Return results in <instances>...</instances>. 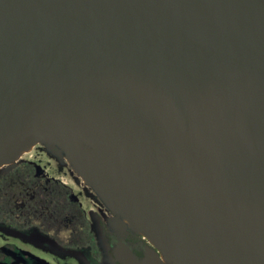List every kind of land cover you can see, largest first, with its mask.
<instances>
[{"label":"water","instance_id":"water-1","mask_svg":"<svg viewBox=\"0 0 264 264\" xmlns=\"http://www.w3.org/2000/svg\"><path fill=\"white\" fill-rule=\"evenodd\" d=\"M52 108L172 264H264V0H0V151L47 135L78 157Z\"/></svg>","mask_w":264,"mask_h":264},{"label":"rangeland","instance_id":"rangeland-1","mask_svg":"<svg viewBox=\"0 0 264 264\" xmlns=\"http://www.w3.org/2000/svg\"><path fill=\"white\" fill-rule=\"evenodd\" d=\"M37 141L26 154L21 155V159L17 154L0 157V173L18 162L31 161L46 177L71 187L97 238L103 255L102 264H118L110 252L104 227L107 226L123 243L127 239L142 240L145 229L137 223L130 224L127 221L130 214L113 206L99 187L87 181L83 171L69 160L67 149L47 135L40 136ZM86 154L88 157L91 153L88 151ZM0 254L4 255L0 264H97L86 251L67 250L36 230L24 233L3 225H0ZM167 264H172V261L168 260Z\"/></svg>","mask_w":264,"mask_h":264},{"label":"trees","instance_id":"trees-1","mask_svg":"<svg viewBox=\"0 0 264 264\" xmlns=\"http://www.w3.org/2000/svg\"><path fill=\"white\" fill-rule=\"evenodd\" d=\"M0 225L24 233L36 230L67 250L86 251L102 264L97 238L71 187L46 177L31 161L18 162L0 173ZM104 230L115 258L119 242H112L107 226Z\"/></svg>","mask_w":264,"mask_h":264},{"label":"bare ground","instance_id":"bare-ground-1","mask_svg":"<svg viewBox=\"0 0 264 264\" xmlns=\"http://www.w3.org/2000/svg\"><path fill=\"white\" fill-rule=\"evenodd\" d=\"M52 111H53V122L50 123L47 126H49V128H51L58 135H60L61 137L66 138L68 141H70L71 143H73L76 146V148H77V150L79 152V156L78 157H74L73 155H70V157H69L71 159L70 161L72 163L77 161L79 163V166H81L82 169L84 171H86L85 170V160H84V158L86 159V157H84V156H85V152L88 151V148L86 147V145H84L81 142L80 137H79V135L77 134V132H76V130L74 128V125L68 120L66 115L63 112H61L60 110H57L56 108H52ZM38 139H39V135H35V136H32L31 138H29V140L25 144L17 145L12 150L0 151V157H4L6 155H10L11 156L12 154H17L18 157L20 156L19 159H21V157H22L21 155L26 154V151L28 149H30L33 146V143L36 142ZM83 175L86 177V179H87V181L89 183L93 182L92 177H90L88 175V173L84 172ZM146 236H147L148 240L153 245L158 246L161 249V251L164 252L167 260H172L173 261L171 255L169 254L167 249L150 232H147ZM162 261L165 263L166 259H163Z\"/></svg>","mask_w":264,"mask_h":264},{"label":"flooded vegetation","instance_id":"flooded-vegetation-1","mask_svg":"<svg viewBox=\"0 0 264 264\" xmlns=\"http://www.w3.org/2000/svg\"><path fill=\"white\" fill-rule=\"evenodd\" d=\"M111 235H112V237H113V240H112V242L113 243H117V242H120L118 239H117V236L114 234V233H112V232H110V231H108ZM143 239L141 240V239H127L125 242L127 243V244H130L131 246H130V248L132 249V251L134 252V254L138 257V259L139 260H142L143 258H145V256L147 255V253L149 252V251H153L156 255H158L160 258L162 257V260L163 259H166V261H165V263H168V260H167V258H166V256H165V254H164V252L163 251H161V249L158 247V246H156V245H153L149 240H148V238H147V236H146V238H145V236H143L142 237ZM147 240H148V242H147ZM149 242L154 246H151L150 244H149ZM109 243V242H108ZM110 245V244H109ZM159 248L160 249V251H158L156 248ZM163 254L162 256L160 255V254ZM165 256V257H164Z\"/></svg>","mask_w":264,"mask_h":264},{"label":"built area","instance_id":"built-area-1","mask_svg":"<svg viewBox=\"0 0 264 264\" xmlns=\"http://www.w3.org/2000/svg\"><path fill=\"white\" fill-rule=\"evenodd\" d=\"M146 238V237H145Z\"/></svg>","mask_w":264,"mask_h":264}]
</instances>
